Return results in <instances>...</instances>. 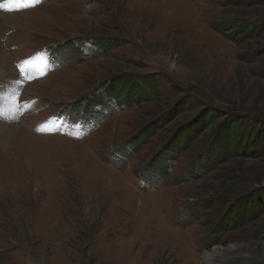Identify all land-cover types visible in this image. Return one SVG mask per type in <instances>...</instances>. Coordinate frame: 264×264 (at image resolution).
<instances>
[{"label":"rangeland","instance_id":"rangeland-1","mask_svg":"<svg viewBox=\"0 0 264 264\" xmlns=\"http://www.w3.org/2000/svg\"><path fill=\"white\" fill-rule=\"evenodd\" d=\"M0 52V264H264V0H0ZM207 110L249 127L185 141Z\"/></svg>","mask_w":264,"mask_h":264},{"label":"trees","instance_id":"trees-1","mask_svg":"<svg viewBox=\"0 0 264 264\" xmlns=\"http://www.w3.org/2000/svg\"><path fill=\"white\" fill-rule=\"evenodd\" d=\"M232 23H233V21L230 20L225 29L233 28L235 31L243 33L242 38L244 36H246L245 35L246 32L248 33L247 36L251 35L254 32L253 26H255V25H251V24L247 23L246 21H239L238 25H236V26H233ZM217 29L223 30V27H220ZM74 39L75 38H72L71 41L68 40L67 44L58 43L59 45L53 47V51L56 54H69L71 57H73L74 60H76L77 62H80L82 60V58L79 56L81 54V51H76L75 53H73L74 48L77 47V45H76L77 41H75ZM100 40H102V41H100ZM100 40L97 39V41H98L97 47L100 50H102V52L112 50L114 47H116L120 44V41H118L117 39L112 41V40H105V38H103ZM118 76H114V77H118ZM114 77H111V79ZM121 78H123V79L122 80L120 79L119 80L120 82H117V81L111 82L109 80V82H111V85L109 83H107L106 81L98 83L97 87L91 93L92 96L89 98L95 107L102 105L101 96L95 95L96 91L100 92V90L102 92H106L107 95H112V94L114 95V93L116 94L118 92H123V93H125V95H126L125 98L127 100H132V101H136V102H145V101H148V100L154 98L153 95L151 96L150 92L148 91L150 89L154 90V86H153V83L151 81L150 82L145 81V83L147 85L139 87L138 82H139L140 78L137 77L136 74L127 73V74H125L124 77H121ZM149 84H150V86H149ZM81 99H83L84 103L86 104L84 97ZM191 103H192L191 101H187L186 105L188 106ZM85 104H83V105L85 106ZM202 116H203V119L196 121V123L193 125L194 127L192 129L190 128V132L188 133L190 136H186L185 141H192L191 139L198 136L203 130L208 128L211 124H213L215 121H217L220 118L223 119V122L221 124V128L219 130H216V132L220 131V133L217 136H215L216 139L214 140L215 144H217V146H219V147H220L219 142H221V141L223 143H225L227 146L231 145V143H232L231 141H233L235 136L238 134L239 130H241L243 133L244 128L249 127L247 124H244V123H243V125L241 124L242 120L240 117H236L235 115H233V116L226 117V119H225L223 115H220L215 110L204 111V112H202ZM258 132L259 131H255V132L252 131V132L247 133V136L245 138H243V141L246 144H254L255 143L253 146H257L259 141L260 142L263 141V143H264L263 129H262V133L259 134ZM235 144H237V143H235ZM209 146L211 147L210 144H209ZM253 146H252L251 150H253ZM210 147H209V151H207V153H206V156L208 159H211L210 157L215 155L214 154L215 152L212 151V149ZM229 149L231 152L228 155L231 156L236 152V145H234L233 148H229ZM216 155L219 159L218 162L216 160L213 162L208 160L206 162V167L208 170H210V172L215 170L217 164L226 160L229 157V156H223L219 151L217 152ZM261 197L263 198V195ZM242 207H244V206H242ZM244 211L246 213H248V211L250 212V210H248V208H244ZM236 215H238L237 212L233 210V216L232 217L231 216L228 218L226 217V219L224 218V219H221L218 221V225L220 226V228L223 229V232L228 233L230 230H232L234 227H236L238 225L237 223L239 222V220H237ZM227 221L229 222V224H226Z\"/></svg>","mask_w":264,"mask_h":264},{"label":"bare ground","instance_id":"bare-ground-1","mask_svg":"<svg viewBox=\"0 0 264 264\" xmlns=\"http://www.w3.org/2000/svg\"><path fill=\"white\" fill-rule=\"evenodd\" d=\"M23 16V15H22ZM2 53V52H0ZM2 69L1 67V64H0V70ZM15 71V70H14ZM10 85V82L8 83ZM215 251H217L218 249H214ZM226 251V250H225ZM220 253V252H219ZM213 256V253H205L204 256H203V260L202 261H206L207 263L206 264H209V260H210V257ZM204 263V262H203Z\"/></svg>","mask_w":264,"mask_h":264},{"label":"snow or ice","instance_id":"snow-or-ice-1","mask_svg":"<svg viewBox=\"0 0 264 264\" xmlns=\"http://www.w3.org/2000/svg\"><path fill=\"white\" fill-rule=\"evenodd\" d=\"M37 131H51V129L45 128L44 126H41L40 128L37 129Z\"/></svg>","mask_w":264,"mask_h":264}]
</instances>
